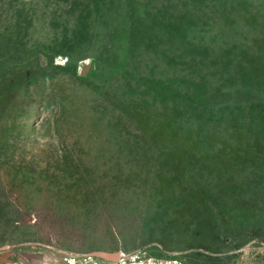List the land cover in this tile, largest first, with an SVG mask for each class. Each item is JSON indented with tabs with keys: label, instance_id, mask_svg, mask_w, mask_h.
<instances>
[{
	"label": "rangeland",
	"instance_id": "374dc122",
	"mask_svg": "<svg viewBox=\"0 0 264 264\" xmlns=\"http://www.w3.org/2000/svg\"><path fill=\"white\" fill-rule=\"evenodd\" d=\"M253 45L264 0H0V264H264Z\"/></svg>",
	"mask_w": 264,
	"mask_h": 264
},
{
	"label": "trees",
	"instance_id": "16d2710c",
	"mask_svg": "<svg viewBox=\"0 0 264 264\" xmlns=\"http://www.w3.org/2000/svg\"><path fill=\"white\" fill-rule=\"evenodd\" d=\"M262 50V49H261ZM262 51L256 45L246 47L242 50V56L236 63L227 62L224 65L227 81L233 83L234 79H240L239 85L231 84L227 86V92L240 94L242 92L252 93V86L255 81V70L264 69V58ZM258 61V62H257ZM257 62V63H256ZM225 88V85L222 86Z\"/></svg>",
	"mask_w": 264,
	"mask_h": 264
},
{
	"label": "built area",
	"instance_id": "2783aa9c",
	"mask_svg": "<svg viewBox=\"0 0 264 264\" xmlns=\"http://www.w3.org/2000/svg\"><path fill=\"white\" fill-rule=\"evenodd\" d=\"M63 264H99L98 258L87 255H77L66 253L62 257ZM111 264H183L178 257H154L149 255L146 250L139 249L131 252H119L117 263Z\"/></svg>",
	"mask_w": 264,
	"mask_h": 264
},
{
	"label": "water",
	"instance_id": "95a60500",
	"mask_svg": "<svg viewBox=\"0 0 264 264\" xmlns=\"http://www.w3.org/2000/svg\"><path fill=\"white\" fill-rule=\"evenodd\" d=\"M91 256L95 257V258H101L104 259L106 261H108L109 263H117L119 260V252L116 253H109V252H96L91 254Z\"/></svg>",
	"mask_w": 264,
	"mask_h": 264
}]
</instances>
